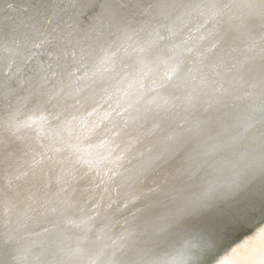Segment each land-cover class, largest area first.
I'll use <instances>...</instances> for the list:
<instances>
[{"label":"bare ground","instance_id":"bare-ground-1","mask_svg":"<svg viewBox=\"0 0 264 264\" xmlns=\"http://www.w3.org/2000/svg\"><path fill=\"white\" fill-rule=\"evenodd\" d=\"M29 2L0 0L6 32L26 19L22 7ZM44 2L57 31L71 24L76 39L128 48L138 38L136 28L155 22L148 6L157 0ZM111 8H120L129 19L117 25ZM201 24L195 16L177 21L174 42L189 41L207 63L230 59L226 54L232 48L243 49L209 35L211 23ZM227 27L216 30L223 34ZM128 52L132 55L117 56L111 73L116 79L74 84L59 109L49 103L51 83H38L30 70L37 61H48V54L33 57L15 74L8 62L0 64V264L171 259L184 235L197 228L202 204L215 205L206 214L222 224L247 214L240 228L229 227L224 247L264 220V123L248 121L245 112L261 104V89L252 84L264 66V53L259 48L232 53L240 60L254 57L244 65L248 83L243 87L233 79L235 73L221 69L218 83L191 104L172 91L165 109L130 108L117 116L105 89L111 91L117 73L127 76L134 70V53ZM68 205L71 210L65 211ZM82 219L91 229L86 239L69 222ZM258 247L240 248L230 264H252Z\"/></svg>","mask_w":264,"mask_h":264},{"label":"snow or ice","instance_id":"snow-or-ice-1","mask_svg":"<svg viewBox=\"0 0 264 264\" xmlns=\"http://www.w3.org/2000/svg\"><path fill=\"white\" fill-rule=\"evenodd\" d=\"M8 7L11 9L13 6L9 4ZM148 8L156 13L152 17L155 22H146L136 28L134 31L138 38L128 45L134 53V70L127 76L117 73L120 78L115 83H109L111 91L105 89L108 100L112 102L110 107L117 116L123 114L121 110L127 112L130 108L165 109L171 103L169 96L172 91L180 92L183 99L191 104L206 92L210 84L218 83L221 69L235 73L233 79L240 87L248 83L244 65L254 57L240 60L232 53L238 50L251 53L257 48L264 53V0H157ZM22 11L27 14L26 19L9 26L7 32L0 25V64L8 62L10 70L15 74L33 57L48 54V61H37L30 70L38 83H51L52 87L46 91L54 109L63 106L64 98L71 94L74 84L116 79L111 73L117 65L118 54L123 52L132 55L122 44L114 48L112 45L105 46L98 39L93 43L76 39L71 24L59 31L52 28L50 8L44 0H31L22 7ZM110 12L117 25L129 19L120 8H111ZM193 16L202 19L200 27L211 23L209 35L218 36L224 41L230 40L233 44H243V49L232 48L226 54L230 59L221 57L214 63H207L202 56L196 55L193 48L188 47L189 41L175 43L180 31L176 22L182 23ZM223 24L228 27L221 34L216 29ZM29 41L31 48L27 46ZM33 49H43V52H35ZM48 49L52 50L51 53ZM129 78L128 87H123ZM58 85L63 86L58 88ZM252 86L260 87L261 104L251 111L245 109L246 119L264 123V66L259 72L258 81ZM214 207L212 204L200 206L196 213L200 222L194 231L184 235L181 247L176 250L178 260L174 258V264H230V257L250 244L259 245L256 249L258 259H254L252 264H264V220L249 225V234L224 247L229 227L245 220L247 214L233 216L222 224L206 214L205 210ZM70 210L71 205H68L65 211ZM69 222L87 238L91 230L87 221L82 219L79 223ZM15 259L19 261L22 257ZM146 264L167 262L159 258L147 261Z\"/></svg>","mask_w":264,"mask_h":264},{"label":"clouds","instance_id":"clouds-1","mask_svg":"<svg viewBox=\"0 0 264 264\" xmlns=\"http://www.w3.org/2000/svg\"><path fill=\"white\" fill-rule=\"evenodd\" d=\"M174 258L178 260V256L176 254L171 259H165L167 264H174Z\"/></svg>","mask_w":264,"mask_h":264},{"label":"water","instance_id":"water-1","mask_svg":"<svg viewBox=\"0 0 264 264\" xmlns=\"http://www.w3.org/2000/svg\"><path fill=\"white\" fill-rule=\"evenodd\" d=\"M245 221H247V220H245ZM243 223H244V221H243ZM246 223H248V222H246ZM242 223L241 222H239V223H236V225H235V229H238V228H240ZM244 225V224H243ZM237 227V228H236Z\"/></svg>","mask_w":264,"mask_h":264}]
</instances>
